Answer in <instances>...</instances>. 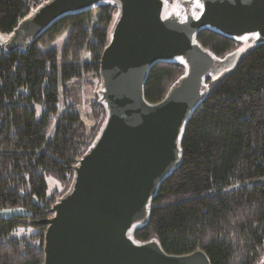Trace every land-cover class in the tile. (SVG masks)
<instances>
[{"label": "trees", "instance_id": "obj_1", "mask_svg": "<svg viewBox=\"0 0 264 264\" xmlns=\"http://www.w3.org/2000/svg\"><path fill=\"white\" fill-rule=\"evenodd\" d=\"M44 1L0 0L1 37ZM115 13L114 5L102 4L64 15L31 42L0 52V209L24 212L0 217V264H43L45 225L34 222L50 217L71 184L72 165L103 123L98 61ZM65 32L60 50L49 47ZM196 40L234 60L205 79V97L181 137L180 163L132 235L139 242L155 238L171 254L201 249L211 264H264V43L238 54L240 42L214 30L202 29ZM149 71L150 102L184 73L178 62H157ZM84 87L90 88L89 124L78 105ZM48 176L58 182L50 193ZM28 226L33 233L13 236Z\"/></svg>", "mask_w": 264, "mask_h": 264}, {"label": "water", "instance_id": "obj_2", "mask_svg": "<svg viewBox=\"0 0 264 264\" xmlns=\"http://www.w3.org/2000/svg\"><path fill=\"white\" fill-rule=\"evenodd\" d=\"M46 0L0 35V52L31 42L67 14L116 7L109 42L99 59V132L72 165L68 190L57 197L45 225L43 264H211L203 250L165 252L157 239L137 241L163 180L179 165L181 137L205 97L206 78L233 63L196 40L202 29L236 41L264 43V0ZM181 9V10H180ZM157 62H178L184 73L159 101L144 95Z\"/></svg>", "mask_w": 264, "mask_h": 264}, {"label": "rangeland", "instance_id": "obj_3", "mask_svg": "<svg viewBox=\"0 0 264 264\" xmlns=\"http://www.w3.org/2000/svg\"><path fill=\"white\" fill-rule=\"evenodd\" d=\"M177 5V2H175V0H170L167 1L166 0V6H165V11L169 10L172 7H175ZM181 10V9H180ZM66 37V32L62 33L61 35H59L56 39H54V42H52L49 47L52 48H57L58 50H60L64 44V40ZM239 49L237 50L238 54H240L243 50L248 49V47H250L253 42V38L249 37L248 39H243L239 41ZM237 57V54H236ZM87 56H84L83 59L88 60ZM98 86H96V90L99 89V83H97ZM84 93L81 94V99L79 101V109L81 112V116L82 119L85 120L88 124L92 122V120H90V112H89V108H88V101L90 100V88L88 87H84ZM97 92V91H96ZM46 181V190H48V193H50L51 191H53L54 189L58 188V182L56 179H54L51 176L45 177L44 178ZM64 194V193H63ZM23 214V209L19 208V207H15V208H9V207H4V209H0V217H7V216H11L12 214ZM33 228L32 227H22V228H18L16 229V231H14L13 236L14 237H21V236H28L29 234L33 233Z\"/></svg>", "mask_w": 264, "mask_h": 264}]
</instances>
